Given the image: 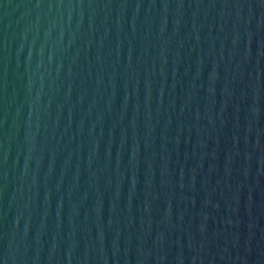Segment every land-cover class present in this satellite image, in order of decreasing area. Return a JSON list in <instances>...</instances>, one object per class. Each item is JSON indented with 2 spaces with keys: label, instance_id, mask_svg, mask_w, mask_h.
I'll use <instances>...</instances> for the list:
<instances>
[{
  "label": "water",
  "instance_id": "water-1",
  "mask_svg": "<svg viewBox=\"0 0 264 264\" xmlns=\"http://www.w3.org/2000/svg\"><path fill=\"white\" fill-rule=\"evenodd\" d=\"M0 264H264V0H0Z\"/></svg>",
  "mask_w": 264,
  "mask_h": 264
}]
</instances>
